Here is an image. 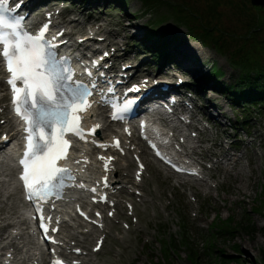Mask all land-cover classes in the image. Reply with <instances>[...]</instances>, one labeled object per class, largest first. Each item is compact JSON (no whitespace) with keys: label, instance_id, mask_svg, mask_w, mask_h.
I'll use <instances>...</instances> for the list:
<instances>
[{"label":"rangeland","instance_id":"1","mask_svg":"<svg viewBox=\"0 0 264 264\" xmlns=\"http://www.w3.org/2000/svg\"><path fill=\"white\" fill-rule=\"evenodd\" d=\"M83 1L85 2L82 3ZM78 2L82 4L74 5L75 14H78L79 9L87 8L90 10L85 9V14L95 13V16L102 15L113 22L119 21V25L113 24V27L120 29L118 40H122L132 53L141 52L142 57H147L146 65H149L150 72L155 74L158 73L159 66L132 43L135 38L140 40L145 37L150 24L166 35L169 34L168 40L173 41L170 52L178 62L175 69L179 67L183 68L181 71H186L188 67L178 61L181 52L176 48L180 46L183 49L190 48L183 56L193 62V66L201 69V72L209 71L213 65L221 68L224 75L220 80L227 84L232 83L239 73V69L233 67L231 62L238 49H241L240 53H237L239 57L248 55L249 52L254 66L257 63L264 65V48L260 47L264 42V31L245 40L249 28L257 22V18L264 20V10L255 7L251 0H220L217 6L219 17L206 19L207 25L212 22L220 29L216 37L219 38L218 44L211 43L210 46H204L201 38L191 36L187 25H178L175 16L180 8L186 9L187 15L192 9L205 12L209 0H157L159 5L155 8L146 7L142 0H125V4L120 0ZM121 7H124L125 11ZM190 16L188 15V18L193 24L192 31L195 35H207V32L204 33L205 26L202 28V24ZM128 22H131V25ZM163 63V66L167 65ZM181 71L175 72L179 74ZM188 76L192 83L196 84L197 80L195 81L189 72ZM190 84L188 83L189 86ZM209 84L207 87H214L212 82ZM215 92L199 90L200 96H204V105L213 102L219 105L227 116L220 119L212 117L208 109L203 112L205 119L212 120V128L207 130L206 137L223 143V147L215 148L220 151L226 150L232 140L230 137L235 134L230 127L232 119H235V112L228 105V99ZM197 104L199 105L198 102ZM249 115L252 117V128L250 133H241L239 152L236 155H233L232 151L229 152L228 156L233 158L232 161L220 162L221 169L209 171V175L214 174L215 177L208 183L189 184L187 186L190 191L184 192L181 187L174 188L178 183L177 178L172 179L162 171H159L157 180L151 175L147 178V189L153 193V197L156 196L154 205L137 203V223H133L132 230L127 235L129 240L122 247L127 251L124 249L123 263L117 264H264V115L258 114L256 110ZM201 148L206 159L210 160L211 157L207 156L209 151ZM210 150L212 151V148ZM3 169L11 171L7 166ZM150 170L154 172L155 167H150ZM0 190L3 193L0 206L11 207L12 202L17 201L13 197L9 201L7 199L12 189L5 182L4 185L0 183ZM194 195L198 199H194ZM219 226L222 229H219ZM115 240L112 235L109 236L105 249L99 254L102 260L110 258L111 255L115 257L118 248ZM254 241L256 245L250 250L247 245ZM193 255H197L196 261L192 259Z\"/></svg>","mask_w":264,"mask_h":264},{"label":"snow or ice","instance_id":"2","mask_svg":"<svg viewBox=\"0 0 264 264\" xmlns=\"http://www.w3.org/2000/svg\"><path fill=\"white\" fill-rule=\"evenodd\" d=\"M7 4L8 0H0V9L5 8ZM50 26L51 21L49 20L39 32L31 33L23 25L22 20L16 22L10 20L6 14H0V45L3 46L0 50V59L6 61L7 71L11 74L7 83L13 91L14 111L27 125L24 128L27 141L26 150L19 161L23 168L20 179L24 182L28 193L27 198L34 203L38 213H42V202L40 196L37 195V190H40L45 197L49 193L62 197V190L65 187L85 188L83 183L67 184L66 181H74L75 176L70 168L58 167L57 161L63 158L61 147L69 144V141L63 139L66 135L65 129L69 127V117L75 112L77 115L74 119L76 121L81 119L79 113L86 112L93 106L89 98L96 88L94 81L89 84L75 78L77 73L71 66V58L61 56L58 51L60 44L66 43L60 40L63 32L48 38ZM86 74L92 77L90 70ZM111 91L115 90L111 89ZM139 91L138 86L126 90L124 102L119 106V113L114 115L113 119H123L122 113L132 110L138 101L127 99V96L129 93H139ZM45 101L47 102L46 107L42 104ZM101 103L104 101L102 100ZM2 123L4 122L0 121V124ZM57 125L60 126L58 133L56 132ZM44 128H47V134L43 131ZM99 128L100 126L96 125L90 133H85L79 126L72 125L71 131L74 135L86 140L88 134L95 135ZM97 146L110 147V145ZM115 146L120 147L118 139ZM153 147L155 148V145ZM120 151L123 152V149ZM157 155H161L158 150ZM101 159L105 158L101 157ZM140 169L142 171V164ZM105 170H108L107 164ZM178 170L186 171L185 169ZM139 178L140 172L137 173V179ZM105 186H108L106 178ZM90 190L96 191L95 188ZM103 200L107 202V197ZM81 215H85V219H88L86 214L81 213ZM40 218L44 238L58 243L48 237V229L44 227L45 219L42 215ZM53 231H58V229H53ZM102 243L101 238L94 251H100ZM73 250L77 253L81 251L79 248Z\"/></svg>","mask_w":264,"mask_h":264},{"label":"trees","instance_id":"3","mask_svg":"<svg viewBox=\"0 0 264 264\" xmlns=\"http://www.w3.org/2000/svg\"><path fill=\"white\" fill-rule=\"evenodd\" d=\"M144 1L147 4H150V7L153 6L155 8L159 5L157 0H144ZM219 2L220 0H209V3H208L209 6L206 8L205 12H199V10L192 9L188 13V15H191L190 17H192L194 20L202 24L201 26L202 28L203 26H205L204 33L207 32L206 33L207 35H204V36L206 38H209V36H212L214 32H217L218 30L220 31L218 25L215 26V24L212 22H210L208 25L206 24L207 18L212 20V18L217 19L219 17L220 11L217 9ZM178 10L179 12L178 11L176 13L174 12L176 16V20L181 23L186 24L188 28L190 29V32L192 33L193 24L191 23V21H189L188 15L185 12L186 9L180 8ZM183 13L186 15H184ZM262 26L264 27V20L257 18V22H255L249 28V33L245 36V40L252 38L254 34H259V32L264 31V28ZM196 29L198 30V27ZM201 37H202V34H201ZM260 47L264 48V42L260 44ZM240 51L241 49H238L239 53ZM237 53H235L234 56H232V59H233L232 62H233V65L241 68V73L244 75L238 79L237 84L230 85V86H223L222 87L223 91L238 106H240V104L242 105L244 104L243 106L246 107L248 105L246 103L250 102L255 107L263 108L264 107V66L260 68L261 71H257V70L255 71L254 63L250 60V57H249V55L251 54L248 52V55H241V57H239ZM257 66L258 68L260 67L259 64H257ZM197 258H198L197 255H193L192 259L196 261Z\"/></svg>","mask_w":264,"mask_h":264},{"label":"bare ground","instance_id":"4","mask_svg":"<svg viewBox=\"0 0 264 264\" xmlns=\"http://www.w3.org/2000/svg\"><path fill=\"white\" fill-rule=\"evenodd\" d=\"M81 13H83V11H81ZM73 24V25H76V27H77V29H78V31H79V24L81 23V21H80V19L77 17V16H75L74 18H71L69 21H68V24ZM84 33H82V34H80L79 33V35H78V38L79 37H81V36H86V40L87 41H92V39H94V37H95V35H92V33L94 32V31H96V32H98V31H104V32H107V33H109V35H111V34H116L117 33V31L115 32L114 30H113V28H108L107 27V25L105 24V23H101L99 26H97V27H95V26H93V25H91V26H89V27H85L84 29ZM95 32V33H96ZM97 36L98 35H103V33H97L96 34ZM106 43V42H105ZM117 44L118 43V41H114V44ZM180 51H186L187 49H189L190 50V48L189 47H187V49H186V47L183 49V48H178ZM184 64L185 65H187L188 67L187 68H192V69H195V67L190 63V62H184ZM5 101V99H4V97L3 98H1V100H0V102H2V104L0 105L1 106V108H3L4 107V110H5V113L7 114V113H9V109H8V106H7V104L4 102ZM6 104V105H5ZM9 125H10V122H9ZM206 150H209V149H206ZM3 173H4V171H0V176H2L3 175ZM122 169H119V170H117V172H116V176H112V178H113V180H121V176H122ZM95 174V172H91L90 173V175H94ZM5 175H13V173L11 174V173H7V174H5ZM154 176L156 177V175L154 174ZM133 178V177H132ZM122 180H124L123 179V177H122ZM129 183H132L133 185H134V189H141L140 187H139V185H138V183L136 182V181H134L133 179L132 180H130L129 181ZM140 186H142V183L140 184ZM133 187V186H132ZM241 192V191H240ZM135 193V192H134ZM238 193V192H237ZM2 196H3V194H2V192H1V190H0V201L2 200ZM11 197V195L8 197V199ZM141 201H142V203H144V204H146V205H154V201H149V199L146 197V194H142L141 195ZM17 213V210H15L14 209V207L12 206L11 207V210H8L7 208H5V207H0V235H2V231H3V233L4 232H6V230H7V228L8 227H10V226H12V225H15L16 223H17V221H13V220H10L11 218H13V216L15 215ZM4 222V223H3ZM263 226V228H264V225H262ZM85 227H88V226H85ZM78 228H74V232L73 233H71V235L72 236H76L77 234H76V232H75V230H77ZM98 230H96L94 227H93V229H91V231L89 232L90 234V236H94V235H97L98 233ZM7 238V237H6ZM3 239H5V238H3ZM86 239H88L89 240V237L87 238V237H84V239H82V240H80V242H81V245L82 246H87L88 245V242H86ZM124 240H129V238L128 237H125L124 238ZM26 242H27V237H25L24 236V233H22L21 235H18V234H15L13 237H12V239H11V242L10 243H6V244H4L2 247H0V251H5L4 253H2V254H4V260H6L7 258H5V254L7 253V252H12L11 250L12 249H14V250H16V248H17V252L16 251H14L13 250V252H15V254H17L19 251H20V249H22L25 245H26ZM255 245H256V241H254V242H250V244L249 245H247V247L250 249V250H252L254 247H255ZM125 246V245H124ZM120 247H121V249H120V252H118L117 254H115V257H112V255H111V257L107 260L108 261V263H104V264H117V263H120V262H122V259H123V253H124V249L122 248L123 246L120 244ZM30 250V247L28 248V249H26V253H25V255H26V257L28 258L29 257V251ZM125 251H126V249H125ZM127 252V251H126ZM31 259V257H29L28 258V260H30ZM90 264H101V263H99V262H97L96 261V258H94V257H92L91 258V260H90Z\"/></svg>","mask_w":264,"mask_h":264},{"label":"water","instance_id":"5","mask_svg":"<svg viewBox=\"0 0 264 264\" xmlns=\"http://www.w3.org/2000/svg\"><path fill=\"white\" fill-rule=\"evenodd\" d=\"M252 1L255 5L264 7V0H252Z\"/></svg>","mask_w":264,"mask_h":264}]
</instances>
